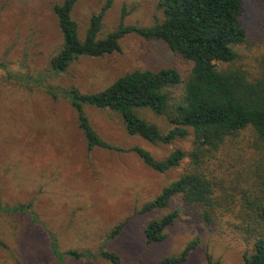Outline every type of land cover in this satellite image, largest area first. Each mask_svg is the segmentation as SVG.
Returning <instances> with one entry per match:
<instances>
[{
  "label": "rangeland",
  "instance_id": "obj_1",
  "mask_svg": "<svg viewBox=\"0 0 264 264\" xmlns=\"http://www.w3.org/2000/svg\"><path fill=\"white\" fill-rule=\"evenodd\" d=\"M64 0H0V201L9 205L32 203L42 225L26 214L0 213V264H59L50 245L52 234L61 251L98 252L101 246L117 252L127 264H167L193 240L198 246L180 264H207V255L221 264H246L253 240L235 227L243 215V187L260 185L254 176L264 172V142L252 130L228 140L209 171L217 181L215 195L221 219L212 225L187 212L180 195L167 208L142 212L143 206L178 179L189 162L157 172L134 152L97 147L87 150L75 109L65 96L54 97L51 88L71 86L83 93L105 89L117 78L135 70L176 68L183 79L193 62L162 40L131 33L120 40V50L102 57L80 56L68 69L56 73L51 58L60 50L63 37L54 11ZM106 0H80L72 16L85 37L90 19ZM242 16L246 40L237 47L233 64L258 76L264 71V0H244ZM126 12V25L151 26L163 19L157 0H114L103 18L99 38L115 30ZM179 91V90H178ZM85 112L96 132L122 149L146 148L157 159L173 150L192 149L193 135L171 144H151L130 135L120 114L86 105ZM139 115L163 132L171 125L151 109ZM263 170V171H262ZM247 172L253 175L248 181ZM179 208V217L167 228V238L148 242L149 222ZM123 223L112 240L108 234ZM67 264H111L98 260L67 259ZM178 264V263H175Z\"/></svg>",
  "mask_w": 264,
  "mask_h": 264
},
{
  "label": "trees",
  "instance_id": "obj_2",
  "mask_svg": "<svg viewBox=\"0 0 264 264\" xmlns=\"http://www.w3.org/2000/svg\"><path fill=\"white\" fill-rule=\"evenodd\" d=\"M78 1L64 0L54 6L63 37L60 50L50 60L54 72L66 71L80 56L102 57L119 51L120 40L131 33L164 41L172 50L192 61L193 67L185 79L172 67L135 70L97 92L83 93L71 86L63 91L51 88L52 95L65 96L75 109L88 152L97 147L134 152L146 165L161 173L179 167L186 158L189 159L181 176L147 202L142 212L167 208L172 198L180 195L187 212L206 225L214 224L223 213L219 212L220 202L215 195L216 177L208 170L210 162L217 158L228 140L246 130H252L257 139L264 142V71L253 77L247 70L233 66L239 57L237 47L245 42L247 35L242 21L244 0H157V7L163 12L162 20L151 26L126 25L127 13L124 11L118 27L104 38H99L103 18L114 0H106L92 15L84 38L80 37L79 25L72 16ZM86 105L120 114L130 135H138L151 144H171L176 139L193 135L192 149L187 153L177 148L160 160L141 146L126 150L112 145L91 125L85 112ZM146 108L165 116L170 129L163 132L157 124L141 117L138 111ZM253 175L247 172L245 178L248 181ZM254 176L262 179V183L250 185L247 182L250 187L242 188L243 215L235 227L253 240V252L245 254V263L264 264V172ZM2 212L26 214L35 224L42 225L31 202L9 205L0 201ZM179 212L176 208L149 222L145 229L146 240L150 243L164 241L167 238L165 230L174 225ZM123 225L112 229L108 240L114 239ZM48 236L51 251L59 264H67V259H103L111 264H127L121 255L105 245L98 252L61 251L54 236ZM198 244V239L193 240L180 255L166 257L162 262L183 263ZM0 247L7 248L1 238ZM207 259V264H221L211 254Z\"/></svg>",
  "mask_w": 264,
  "mask_h": 264
}]
</instances>
